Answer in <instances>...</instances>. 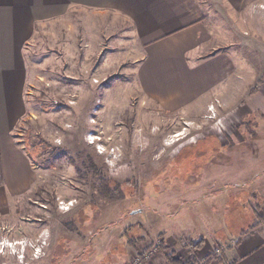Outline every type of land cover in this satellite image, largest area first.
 <instances>
[{
    "label": "rangeland",
    "instance_id": "374dc122",
    "mask_svg": "<svg viewBox=\"0 0 264 264\" xmlns=\"http://www.w3.org/2000/svg\"><path fill=\"white\" fill-rule=\"evenodd\" d=\"M83 20L79 28L66 18L33 43L32 118L19 139L37 177L0 215V264H51L52 256L61 264H166L155 249L162 240L176 259L218 264L225 247L264 220L263 59L230 65L223 91L170 112L137 95L134 51L112 36L118 27L91 43ZM90 165L136 186L123 200L100 198ZM128 237L132 246L115 241Z\"/></svg>",
    "mask_w": 264,
    "mask_h": 264
},
{
    "label": "crops",
    "instance_id": "0c3cea01",
    "mask_svg": "<svg viewBox=\"0 0 264 264\" xmlns=\"http://www.w3.org/2000/svg\"><path fill=\"white\" fill-rule=\"evenodd\" d=\"M261 6L264 0H0V215L36 182L37 168L19 130L32 118V46L53 25L71 18L80 28L78 21L85 19L91 43L107 34L108 25L118 27L112 36L122 35L119 41L130 42L134 51L137 95L176 112L223 91L234 72L230 65L264 62ZM225 19L232 20L231 29ZM234 31L248 39L242 42ZM230 48L237 53L226 54ZM218 264H264V220L225 247Z\"/></svg>",
    "mask_w": 264,
    "mask_h": 264
},
{
    "label": "trees",
    "instance_id": "16d2710c",
    "mask_svg": "<svg viewBox=\"0 0 264 264\" xmlns=\"http://www.w3.org/2000/svg\"><path fill=\"white\" fill-rule=\"evenodd\" d=\"M90 170H91V174H92V177H93V188L95 189L96 194L100 198L107 199V200H115V201L123 200L124 198H127V196H129V194L127 193L128 189L131 188V187L135 188V186H136V184L133 181H127V182L122 183V184L116 183V182L115 183L111 182L107 178V176L103 173V170L98 169L95 165H90ZM255 200H256V198H255ZM260 223L261 222H259L257 224H260ZM256 225H254L253 227L249 228V230H253L256 227ZM243 234H244V232L241 235H243ZM90 236L88 235V237H90ZM119 236L123 237L124 234H121ZM88 239L89 238H87V241L84 242L83 245L87 244ZM135 239H136V241L138 240V242H140V243L144 242L143 241L144 240L143 237H137ZM118 240H122L121 242L124 243V246L125 245L132 246L131 244H133V243H131L132 239H130V237H128V239H126V241H124L122 238H118L115 241L117 242ZM71 241L74 243L77 240H71ZM66 242H67V240L65 239V243ZM162 242H163V240L158 245L155 246V249H156L157 253L159 252V253L163 254V257L165 258L166 264H196L195 260L194 261H184L183 262V260L176 259L174 257L176 254H174L173 252H169V251L166 252L168 248L166 246H164V243H162ZM113 243H111V241H109V243H108V245L110 246L111 249H112V247L115 246V245L112 246ZM201 243L202 242L200 241V242H197V243L193 244L192 245V249L196 250L200 246ZM152 247H153V245L151 243H149V245H147V247H145V249L149 250ZM80 248L78 250V254L76 253V255H74V257H80V255H81L80 253H82L80 251ZM60 251H63V250H60ZM51 252H54V250L51 251ZM67 252H68V250H67ZM53 255H56V254H53ZM213 256H214V258L216 257V255H213ZM52 257L50 258L51 259V261H50L51 264H54V262L56 263V261L59 262V264H61L60 261H59V258L58 259H54V258L52 259ZM210 259L212 260V258H210Z\"/></svg>",
    "mask_w": 264,
    "mask_h": 264
},
{
    "label": "built area",
    "instance_id": "2783aa9c",
    "mask_svg": "<svg viewBox=\"0 0 264 264\" xmlns=\"http://www.w3.org/2000/svg\"><path fill=\"white\" fill-rule=\"evenodd\" d=\"M100 145H98V147H99ZM60 207H59V210H68V208H66V209H64L65 207H62L63 206V204L61 203L60 205H59ZM216 252H220V250L219 249H216ZM146 258H148V257H146ZM138 261H139V259H137L136 261H135V263H138Z\"/></svg>",
    "mask_w": 264,
    "mask_h": 264
}]
</instances>
